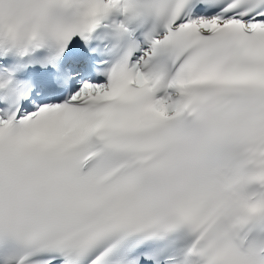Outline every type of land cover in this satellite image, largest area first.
Instances as JSON below:
<instances>
[{
  "label": "snow or ice",
  "instance_id": "obj_1",
  "mask_svg": "<svg viewBox=\"0 0 264 264\" xmlns=\"http://www.w3.org/2000/svg\"><path fill=\"white\" fill-rule=\"evenodd\" d=\"M0 264H264V0H0Z\"/></svg>",
  "mask_w": 264,
  "mask_h": 264
}]
</instances>
